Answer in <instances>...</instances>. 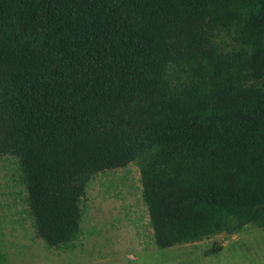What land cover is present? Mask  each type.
Here are the masks:
<instances>
[{
  "label": "trees",
  "instance_id": "1",
  "mask_svg": "<svg viewBox=\"0 0 264 264\" xmlns=\"http://www.w3.org/2000/svg\"><path fill=\"white\" fill-rule=\"evenodd\" d=\"M5 155L47 247L131 162L159 248L264 227V0H0Z\"/></svg>",
  "mask_w": 264,
  "mask_h": 264
},
{
  "label": "rangeland",
  "instance_id": "2",
  "mask_svg": "<svg viewBox=\"0 0 264 264\" xmlns=\"http://www.w3.org/2000/svg\"><path fill=\"white\" fill-rule=\"evenodd\" d=\"M21 175L16 157L0 158V264H264V227L250 224L235 234L156 246L136 162L95 174L79 237L47 247L36 232ZM215 244L222 249L209 253Z\"/></svg>",
  "mask_w": 264,
  "mask_h": 264
}]
</instances>
